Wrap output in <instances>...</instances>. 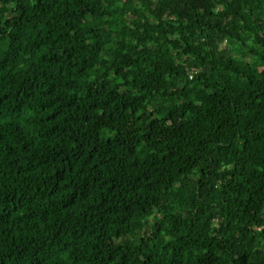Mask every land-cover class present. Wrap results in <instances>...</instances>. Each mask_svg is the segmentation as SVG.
I'll return each instance as SVG.
<instances>
[{"label": "trees", "instance_id": "obj_1", "mask_svg": "<svg viewBox=\"0 0 264 264\" xmlns=\"http://www.w3.org/2000/svg\"><path fill=\"white\" fill-rule=\"evenodd\" d=\"M0 264H264V0H0Z\"/></svg>", "mask_w": 264, "mask_h": 264}]
</instances>
